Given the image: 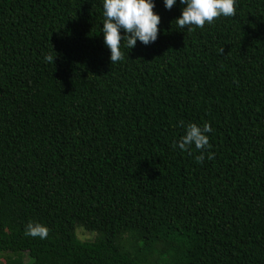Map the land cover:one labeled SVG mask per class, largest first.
<instances>
[{"label": "trees", "instance_id": "obj_1", "mask_svg": "<svg viewBox=\"0 0 264 264\" xmlns=\"http://www.w3.org/2000/svg\"><path fill=\"white\" fill-rule=\"evenodd\" d=\"M182 7L111 64L102 0H0V264H264V0Z\"/></svg>", "mask_w": 264, "mask_h": 264}, {"label": "clouds", "instance_id": "obj_2", "mask_svg": "<svg viewBox=\"0 0 264 264\" xmlns=\"http://www.w3.org/2000/svg\"><path fill=\"white\" fill-rule=\"evenodd\" d=\"M177 0H163L165 9H171ZM183 5L180 15L175 18V23L180 28L191 26L202 27L206 22L211 23L214 18L221 15L228 17L235 13V0H179ZM155 0H102V27L103 43L109 50L111 64L123 58L121 44L124 43L130 50L137 41L148 45L157 39L160 16L154 12ZM222 51V50H221ZM44 59L53 63L54 58L45 55ZM183 134L175 141V147L188 150L194 146L200 151L195 156L197 162L205 158V151L210 147L209 136L212 131L209 123L202 125L196 123L183 124ZM214 153L207 152L211 160ZM25 234L44 239L47 237L48 228L40 222L30 221L25 225Z\"/></svg>", "mask_w": 264, "mask_h": 264}, {"label": "rangeland", "instance_id": "obj_3", "mask_svg": "<svg viewBox=\"0 0 264 264\" xmlns=\"http://www.w3.org/2000/svg\"><path fill=\"white\" fill-rule=\"evenodd\" d=\"M78 234H79L80 238H82V239H91L94 237L93 234L87 233V232L80 230V229L78 230ZM0 262L3 263L4 261L0 260Z\"/></svg>", "mask_w": 264, "mask_h": 264}]
</instances>
